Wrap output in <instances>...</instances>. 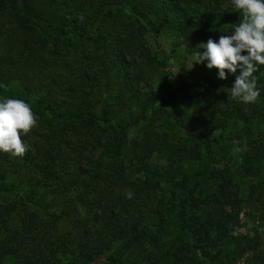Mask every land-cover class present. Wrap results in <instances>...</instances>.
I'll list each match as a JSON object with an SVG mask.
<instances>
[{"label":"trees","instance_id":"trees-1","mask_svg":"<svg viewBox=\"0 0 264 264\" xmlns=\"http://www.w3.org/2000/svg\"><path fill=\"white\" fill-rule=\"evenodd\" d=\"M224 1L0 0V98L28 102L39 118L33 141L22 136L24 156L0 152V264H87L105 251L107 264H235L238 251L255 247L257 229L233 233L238 212L219 206L201 217L196 190L207 179L208 204H230L219 188L233 185L228 173L238 188L264 167V66L250 104L208 105L183 85L178 97L190 108L166 106L142 86L158 61L145 33L172 31L196 55L199 43L218 42L242 19ZM93 79L118 111L100 103ZM152 115L183 137L164 131L152 141ZM135 126L144 136L128 137ZM104 133L120 135L123 147L110 149ZM223 143L237 150L231 168L212 166ZM156 145L164 165L147 155ZM87 147L101 150L87 160ZM71 213L92 235L63 230ZM249 264H264V254Z\"/></svg>","mask_w":264,"mask_h":264},{"label":"rangeland","instance_id":"rangeland-1","mask_svg":"<svg viewBox=\"0 0 264 264\" xmlns=\"http://www.w3.org/2000/svg\"><path fill=\"white\" fill-rule=\"evenodd\" d=\"M224 5H231V0L224 1ZM144 41L152 53H156L158 57V61L153 63V65L147 69V74L145 76L147 83H142L145 90H156V92L163 97L166 106H183L186 109H189L190 105L178 97V90L183 85H186L187 87L192 86L193 88L191 90L204 94L203 101L205 104L210 105L212 103L220 102L221 107L227 106L225 100L228 98L227 93L225 91L218 92L217 90L221 88H230L234 82H231L229 79H219L218 73L215 69H208L206 64L194 62L191 67L195 54L189 53L187 47L179 42L178 38L172 31L162 29L157 35H154L151 31H147L144 36ZM97 82L96 79H93L91 85L94 89L95 87L98 89L96 92L99 97L106 98L105 103L103 101H100V103L102 105L105 104L106 109L109 108V110L118 111L119 106L112 104V99L109 100L100 93L101 88L97 85ZM91 102H95V97H93ZM102 126L104 127V125ZM136 127L137 126L130 127V132L128 131L129 138H141L144 136V134L141 135V127L139 129H136ZM174 128L175 125L170 124V120H168V118L165 119V116L152 115V119L148 122L147 131H149L148 134L150 135L151 140L155 142L159 140L157 135L162 134L164 131L169 132V140L171 138L174 139L176 136L183 137L182 135H184V132L181 131L175 135ZM103 135H105L103 142L107 144L110 149L115 150L117 147H123L124 141L120 135L111 133H104ZM35 136V128H33L30 133L27 134V138L33 141ZM220 141L223 140L221 139ZM226 147L227 146H225L224 143L215 147L217 158L212 166L214 165L220 168L228 166L231 168L235 165V152L237 151L235 144L230 149ZM100 150V147L96 149L87 147L84 151L85 157H88L86 159L93 160L97 157ZM137 155L139 156V152H137ZM147 155L151 158V164L153 163V165H164L167 162L166 151H162L157 145L153 149V152L151 153L149 151ZM133 160L134 159H132V162ZM233 171L235 172V170H232L228 173V176L231 175L230 182H232L233 185H231L230 188L227 186L219 187L223 194L226 195L225 200H227V196L231 199V203L227 205H220L217 202H210L209 205V195L213 192V186L207 179H201L199 189L196 190L200 206L199 214L202 217L208 212L209 208H212L213 211H219L221 208H224L233 213L238 212L237 218L239 226L234 228V235H243L247 232L248 228L257 229L260 236L255 240V247L238 251L240 257H237L235 261V264H249L253 259V254H264V167H261L259 170L260 173L257 175L246 178L244 184H241L238 188L235 185V173ZM129 192L130 191H128V193ZM139 196L142 198L144 193L139 191ZM135 201L138 204V201ZM141 202H143L142 199ZM219 206L223 207L220 208ZM72 217L73 214L71 213L70 217L64 221L63 230L66 231L76 225L75 221L72 220ZM82 227L86 228L82 225L79 228L82 229ZM82 230H79L80 234L85 233L92 235V232L87 231V229ZM251 235H253V233H251ZM94 237L96 236L93 235L91 239L97 241ZM79 239H83V235ZM71 240L76 242L73 239ZM107 254L108 251H105L100 255H96L91 261H87V264H107Z\"/></svg>","mask_w":264,"mask_h":264},{"label":"clouds","instance_id":"clouds-1","mask_svg":"<svg viewBox=\"0 0 264 264\" xmlns=\"http://www.w3.org/2000/svg\"><path fill=\"white\" fill-rule=\"evenodd\" d=\"M231 5L242 13V19L218 42L209 38L206 43H199L191 67L194 62L206 61L208 69L218 70L219 79H227L228 73L235 74L239 69L233 85L217 91H225L228 98L237 102L255 103L261 94L255 73L264 66V0H231ZM38 119L28 102L0 98V152L24 156L29 146L22 136L37 126ZM127 195L132 197L130 192Z\"/></svg>","mask_w":264,"mask_h":264}]
</instances>
